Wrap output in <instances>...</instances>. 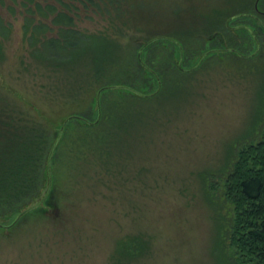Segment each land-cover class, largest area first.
Listing matches in <instances>:
<instances>
[{"label": "rangeland", "instance_id": "374dc122", "mask_svg": "<svg viewBox=\"0 0 264 264\" xmlns=\"http://www.w3.org/2000/svg\"><path fill=\"white\" fill-rule=\"evenodd\" d=\"M62 1L78 9L82 42L50 51L57 28L28 8L55 1L0 0V129L31 124L47 139L35 198L0 207V264H230L223 186L235 152L264 129V41L219 54L240 33L216 31L264 8Z\"/></svg>", "mask_w": 264, "mask_h": 264}, {"label": "trees", "instance_id": "16d2710c", "mask_svg": "<svg viewBox=\"0 0 264 264\" xmlns=\"http://www.w3.org/2000/svg\"><path fill=\"white\" fill-rule=\"evenodd\" d=\"M23 1L26 5L33 3L34 0ZM54 1L53 4L47 5L44 9L41 8V5L34 4L35 10L28 8V13L31 16L36 13L43 18L49 17L53 27L57 28L59 37L49 39L46 48H49L50 51L74 48L82 42L83 37L78 32L71 30L72 12L78 9L75 5L65 1ZM73 1L80 3L85 9L99 10L98 8H100L98 0V3L96 0ZM106 1L110 5L113 4V0ZM257 2V10L261 11L264 8V0ZM26 20L30 22L29 18ZM230 25L235 28L237 33H240L239 41L234 43L229 40L227 42V39L224 40V44L226 41L229 50L233 49V52H220L219 54L234 55L238 52L240 55L246 56L244 49L264 41V10L236 14L226 21L223 30L216 31L218 36L225 39L224 34L229 33ZM206 42L211 43L212 41ZM148 47L149 45L146 48ZM241 49L243 50L241 51ZM209 56L212 54L206 56L204 60L209 59ZM194 58L196 59L197 55ZM248 58L254 60L256 56ZM179 69L176 68V71L181 73ZM153 75L161 80L158 73L149 74L148 72L144 73L143 80L151 76L154 81ZM162 82L164 85L167 83L165 79ZM154 84L157 85V82L154 81ZM132 89L142 95H148V93H142L135 87ZM124 92L127 100H137V96H128V91H122L121 94L124 95ZM109 93L112 91L103 90L101 96ZM261 101L264 113V93ZM30 125L26 124L25 127H21L23 132L15 129L16 132L12 133L11 137L4 135L5 133L8 135L9 130L0 129V207L10 210L11 214L19 210L24 202L26 205L35 198L44 177L42 171L46 157L45 141L47 139L37 134L35 127ZM230 167L223 186V196L233 209L231 226L227 232L229 263L264 264V129L257 141L250 142L235 152L234 161Z\"/></svg>", "mask_w": 264, "mask_h": 264}, {"label": "water", "instance_id": "95a60500", "mask_svg": "<svg viewBox=\"0 0 264 264\" xmlns=\"http://www.w3.org/2000/svg\"><path fill=\"white\" fill-rule=\"evenodd\" d=\"M257 1H258V0H257ZM201 61H202V60H201ZM179 68H180V67H179ZM141 96H142V95H141ZM98 99H99V94H98L97 99H96V100H97V105H98V103H99V100H98ZM62 128H63V127H62ZM49 164H50V163H49Z\"/></svg>", "mask_w": 264, "mask_h": 264}]
</instances>
